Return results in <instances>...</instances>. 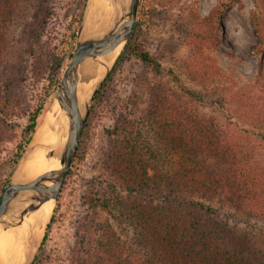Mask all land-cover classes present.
<instances>
[{
  "label": "rangeland",
  "instance_id": "1",
  "mask_svg": "<svg viewBox=\"0 0 264 264\" xmlns=\"http://www.w3.org/2000/svg\"><path fill=\"white\" fill-rule=\"evenodd\" d=\"M87 2L18 0L9 24L1 23L0 188L6 180L9 182L24 154L14 164L31 115L40 111L39 128L54 106L59 87L56 90L53 80L61 82L72 58L80 25L72 40L69 28L76 27L77 18L81 17L82 21ZM227 3L228 0H140L136 40L161 67H146L136 54L135 41L129 40L124 46L123 62L114 71L102 98L93 103L85 134L80 139L84 157L70 170L59 201L36 244L39 247L33 264H94L101 234L99 228L104 223H112L123 238L127 248L125 255L130 262L144 264L142 254L135 247L133 231L116 219L119 201L130 196L124 180L128 163L120 159L116 146L126 138L123 122L131 131L148 126L145 115L154 89L165 88L163 94L169 100H177L184 90L200 95L206 102L202 110L208 115H212L213 110L207 105L221 102L229 106L241 94L254 95L253 104L264 101V51L260 54L255 50L259 37L251 18L252 0H243L242 8L233 5L217 20V48H211L208 41L198 37L205 32L204 20L211 11ZM61 57V67H58ZM91 62L97 67L92 60L88 61ZM92 79L85 78V83ZM179 100L177 104L182 107H197L188 95ZM215 113L220 119V114ZM232 114L236 116L235 111ZM237 122L240 126L235 129V135L246 145L251 164L264 168V142L241 132L245 124L241 123V118ZM142 131L143 134L148 132L147 129ZM42 152L43 149L37 151L38 159L45 157ZM227 213L240 217L227 206L223 207L220 217L227 219L240 234L256 237L264 248V234L248 229L239 220L241 217L233 219ZM42 224L40 207L33 218L27 216L20 226L6 228L2 225L0 239L16 236L26 243L36 236ZM44 234H47L45 242Z\"/></svg>",
  "mask_w": 264,
  "mask_h": 264
},
{
  "label": "trees",
  "instance_id": "2",
  "mask_svg": "<svg viewBox=\"0 0 264 264\" xmlns=\"http://www.w3.org/2000/svg\"><path fill=\"white\" fill-rule=\"evenodd\" d=\"M17 1L0 0V29L1 23L8 25L16 13ZM252 1L251 18L259 37L255 50L262 54L264 0ZM228 2L211 11L204 20V34L198 36L208 41L211 48L219 45L217 20L233 5L244 7L243 0ZM80 22L81 17L77 18L75 28H69L70 40L76 37ZM138 27L136 23L130 39L136 42L137 56L146 67L160 69L158 60L137 42ZM62 60L61 57L58 67ZM123 60L124 54L97 92L94 103L102 98ZM53 82L57 90L60 82ZM164 91L165 88L151 91L145 115L148 126L131 131L124 122L122 124L126 138L116 146L120 159L128 163L124 180L130 196L119 201L116 219L133 231L135 247L142 254L144 264H264V248L260 247L258 239L240 234L227 219L220 217L223 207L227 206L241 217L227 213L233 219L264 234V168L251 164L246 145L235 135V129L240 126L237 119L241 118V123L245 124L241 132L264 142V101L253 104L254 95L245 93L229 106L221 102L207 105L213 110L212 115H208L202 110L206 107L202 96L184 90L177 100H169ZM185 95L196 104L195 109L181 106L179 98ZM240 109L241 115H238ZM215 112L220 114V119ZM40 117V111L31 115L14 164L32 141ZM144 129L148 130L146 134H143ZM83 157L80 144L72 167ZM7 183L6 180L0 188V199ZM99 231L94 264H132L125 255V242L114 225L101 224ZM46 240L47 234L43 242Z\"/></svg>",
  "mask_w": 264,
  "mask_h": 264
},
{
  "label": "water",
  "instance_id": "3",
  "mask_svg": "<svg viewBox=\"0 0 264 264\" xmlns=\"http://www.w3.org/2000/svg\"><path fill=\"white\" fill-rule=\"evenodd\" d=\"M92 1L88 0L87 2L72 58L55 96V101L59 103L62 111V119L58 118L57 139L54 142L36 146L39 149L47 150L49 158L58 159L60 167L28 182L15 180L21 165L33 150L34 138H32L0 199V225L6 228L20 225L28 215L38 210L44 203L50 200H54L56 203L58 200L76 158L80 139L97 92L109 77L124 46L132 36L140 0H109L115 10L114 19L109 28L97 34L83 36L88 17L91 15ZM117 49L118 52L110 64L102 63V58L105 55ZM89 60H92L96 66L102 67V73L93 83L89 99L84 109L81 110L77 90L78 84L85 82L86 77L83 76L82 67ZM64 138L66 140L62 143ZM38 247L39 245L35 246L26 264H33Z\"/></svg>",
  "mask_w": 264,
  "mask_h": 264
},
{
  "label": "bare ground",
  "instance_id": "4",
  "mask_svg": "<svg viewBox=\"0 0 264 264\" xmlns=\"http://www.w3.org/2000/svg\"><path fill=\"white\" fill-rule=\"evenodd\" d=\"M90 9L91 15L88 17V21L83 31V36H89L107 30L114 19L115 10L109 0H93ZM97 19L98 21L94 22ZM117 52L118 49L110 54L105 55L102 58V63L105 65L110 64ZM82 70L84 77L94 79H92L89 83L81 82L78 84L77 96L81 110L84 109L89 99L93 83L102 73V67H94L92 62L90 64L87 62L83 65ZM58 118L62 119V111L59 103L55 101L52 110L48 113L47 118L40 125L35 134L33 150L21 165L15 177L17 182H28L34 180L38 176L60 167L58 159L48 157L49 153L47 150H43L41 153H45V157L42 160L38 159L37 151L42 149L36 147L39 144L54 142L57 139V128H59ZM62 122H64V120H62ZM65 124L67 125V123ZM65 140L66 138L63 139L62 143H64ZM41 208L43 212V224L41 225L40 229H38L36 236L32 240L24 243L23 241L17 240L16 236H10L7 239H0V264L27 263L28 258L30 254H32L36 244L40 242L44 228L52 216L55 208V201L50 200L44 203ZM36 211L38 212V210ZM36 211L28 216L33 218ZM36 225L38 226V224ZM1 226L2 225H0V228Z\"/></svg>",
  "mask_w": 264,
  "mask_h": 264
}]
</instances>
